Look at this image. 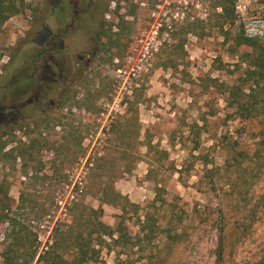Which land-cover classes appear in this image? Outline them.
<instances>
[{
    "label": "rangeland",
    "instance_id": "374dc122",
    "mask_svg": "<svg viewBox=\"0 0 264 264\" xmlns=\"http://www.w3.org/2000/svg\"><path fill=\"white\" fill-rule=\"evenodd\" d=\"M76 1L60 22L52 15L56 0H24L23 12L0 28V145L6 143L0 151V211L9 209L17 228H25L27 248L19 249L23 255L19 264L39 245L31 263L36 264L55 230L70 222L77 203L97 209L95 194L99 193L94 184L110 180L116 191L141 207L159 194L183 219L188 237L169 249L162 235L132 249L103 248L88 264H252L259 260L264 256V169L245 195L247 209L256 207L255 218H246L248 212H241L244 203L234 200L229 186L222 185L232 142L239 140L236 148L251 153L258 147L261 126L256 121L246 123L243 130L238 123L226 121L222 97L212 87V79L232 83L237 77L232 41L226 42L215 24L221 0H207L177 21L153 14L155 0H90L91 6L89 0ZM238 3L246 5L249 16H264L262 0H234V26L223 25L224 31L236 32ZM98 7L106 11L101 38L96 36L97 16L89 14ZM194 22L196 28L184 33L183 28ZM58 29L67 31L61 35L63 45L47 52L46 43ZM47 63L63 75L53 95L37 100L38 83L45 86L40 80L49 78L41 73ZM34 65L38 72L32 87L20 88L24 96L17 97L14 87L19 77L30 75ZM20 86H25L23 79ZM60 98H66L59 112L63 126L53 127ZM8 105L20 111H4ZM127 109L138 120L140 141L154 146L149 156L145 146H136L138 150L129 146L126 136L115 140L112 131L125 124L121 117ZM194 122L205 123L195 135L188 132ZM38 139L43 147L37 150L36 143L25 154L23 144ZM98 146L105 151L111 147V153L96 155ZM10 151L12 156H5ZM212 168H217L214 176L207 173ZM22 193L27 199L23 205ZM18 206L25 209L20 212ZM102 208L101 221L114 227L119 209L107 204ZM219 208L225 211L222 218ZM165 209L157 204L151 210L162 225L170 215ZM241 223L249 227L242 237L235 228ZM6 233L10 227L1 224L0 251ZM220 238L223 258L217 260ZM118 251L123 254L118 256ZM0 264H4L1 254Z\"/></svg>",
    "mask_w": 264,
    "mask_h": 264
},
{
    "label": "trees",
    "instance_id": "16d2710c",
    "mask_svg": "<svg viewBox=\"0 0 264 264\" xmlns=\"http://www.w3.org/2000/svg\"><path fill=\"white\" fill-rule=\"evenodd\" d=\"M80 2L87 3L88 0H79ZM264 2V0H262ZM57 6L62 7L66 13H71L72 8L77 4L76 0H56L54 3ZM221 8V13H216L215 24L220 27L223 32L222 36L225 41H232L233 54L236 57V62L233 65L236 69L237 77L232 83H222L217 79H212V87L218 91L224 102L225 120L234 121L239 124L241 129L245 130L246 123L257 122L261 126V130L258 136L260 141L256 143L258 146L251 153L246 150H239L236 147L239 145L238 141H233L232 144V156L227 159L224 163V171L226 175L222 181V185L229 186L230 195L234 197L238 203L243 202V208L241 212L246 214V218H255L256 207L247 209L248 201L245 200V195L250 189L255 186L256 178L259 173L264 169V42L262 40H250L245 38L242 26L239 24L235 33H231L229 30L224 31L223 25H227L230 28L234 26L235 17L233 14L234 0H221L218 3ZM54 5V6H55ZM25 7L24 0H0V28L5 22L17 15L22 13ZM84 8V7H83ZM82 10V9H81ZM85 10V9H84ZM91 12V11H90ZM89 12V13H90ZM106 11L101 8H97L92 13V16H97L95 20L98 23V30L96 36L102 37L105 33L103 32L106 26L103 21V17ZM196 22L187 24L183 31L184 33H190L193 28H196ZM119 26V25H117ZM104 45H102L103 47ZM229 66V65H228ZM231 66V65H230ZM232 73V71H230ZM31 76V75H27ZM30 79H25V87L31 85ZM56 88V85L50 87L48 90ZM66 98H60V105L57 108L58 117L52 120L53 127L63 126L60 124L59 112L61 113L65 107ZM84 104L88 100L87 95L85 96ZM63 102V103H62ZM132 105L131 103H129ZM73 105V104H72ZM69 107V111H71ZM82 108V106H81ZM85 109V105H84ZM90 110V109H86ZM124 121V125L119 126L114 133L115 140L122 139V136H126L129 146H140L146 147V156L153 153L154 146L151 141H140V125L137 123L136 116L133 115L131 109H127L125 115L121 117ZM49 123V120H47ZM132 126L130 130L127 128ZM199 126L196 122L189 126L188 132L190 134H198V131L205 128ZM70 128H73L70 126ZM37 143V144H36ZM3 145H0V151H2ZM35 144L37 150H40L42 140L32 141L28 145L23 144L22 149L25 154H29L34 148ZM67 145V144H66ZM130 147H127V150ZM138 150V148H136ZM98 146L95 148L94 153L96 155L103 152L104 155L111 153V147L108 150ZM12 152L5 153V156H12ZM166 156V153H164ZM135 158H140L139 152L136 151ZM19 157V155H18ZM103 157V156H102ZM17 155H14V159ZM2 157L0 158L1 162ZM89 163V162H88ZM89 165V164H88ZM232 168V169H231ZM217 168L207 169V173L214 176ZM98 176V175H95ZM97 192L95 196L99 202L97 209L88 207L83 202L77 203L76 208L72 209L71 220L61 230H55L51 236V242L48 244L47 249L41 252L38 256L36 264H88L94 262L101 250L107 248H120L122 250L132 249L139 247L144 240L155 239L157 236L162 235L165 240V247L167 249L174 247L180 243L185 242L188 237L184 230V221L179 216L174 215L172 205L161 199V196L156 193V197L151 202L145 203L143 207L139 204L132 203L126 196L115 190L112 184V180L102 183L94 184ZM212 188L213 182L211 181ZM159 190L160 188L157 187ZM243 200V201H242ZM21 205L25 204L27 199L23 193L20 196ZM107 204L117 207L120 214L117 215V222L114 227L108 226L101 221L103 216L102 205ZM157 204L160 206H166L165 211L170 214L165 217L163 222L156 218L152 213V209H156ZM25 207H19L18 210L23 211ZM142 211V216L140 215ZM9 209H2L0 211V225L7 223L10 227V233L5 234L3 241V248L0 251L2 261L4 264H19L18 260L21 258L19 249L25 251L27 246V235L25 234V228L23 225L18 226L16 217L9 215ZM219 217L222 218L225 214L223 208L218 210ZM23 214V213H21ZM244 219V218H242ZM136 228V229H135ZM236 230H240V236H245L249 227L241 225L235 226ZM23 231V233L21 232ZM223 229L220 230L223 234ZM39 245L33 248V251L29 255V259L25 260L22 264H31L37 255ZM223 244L222 238L219 239V244L216 250L217 260L223 258ZM123 254V251H118V256ZM122 262H125L122 260ZM126 263V262H125ZM264 256L259 260H254L252 264H263Z\"/></svg>",
    "mask_w": 264,
    "mask_h": 264
},
{
    "label": "built area",
    "instance_id": "2783aa9c",
    "mask_svg": "<svg viewBox=\"0 0 264 264\" xmlns=\"http://www.w3.org/2000/svg\"><path fill=\"white\" fill-rule=\"evenodd\" d=\"M207 0H155L153 14L172 20H182L192 11L199 8ZM236 16L245 38L250 40H264V16H249L247 7L243 3L235 6ZM154 16V15H153ZM158 26H161L158 24ZM159 28V27H158ZM158 28L156 30H158Z\"/></svg>",
    "mask_w": 264,
    "mask_h": 264
},
{
    "label": "flooded vegetation",
    "instance_id": "af4514ba",
    "mask_svg": "<svg viewBox=\"0 0 264 264\" xmlns=\"http://www.w3.org/2000/svg\"><path fill=\"white\" fill-rule=\"evenodd\" d=\"M89 2H90V0H89ZM91 2H90V4H89V6H91ZM53 16H55L56 18H58V20L60 21V22H62L64 19H65V17L67 16V13L65 12V10L62 8V7H60V6H57V5H55L54 6V8H53ZM85 11V10H84ZM92 12V11H91ZM89 13V14H91L90 16H92V13ZM81 13H83V12H81ZM74 20V19H73ZM73 25V24H72ZM70 27H72L71 26V23H70V25H69ZM66 29H68V28H66ZM66 30H62V29H58L57 30V32L56 33H53V36L51 37V39H50V41H48L47 43H46V46H48L47 48H49V49H47V52H49V51H52V52H55L56 51V49H54V47H56V46H58V45H63V37L61 38V35L62 36H65L66 35ZM58 42V43H57ZM63 49V48H62ZM62 49H57V50H62ZM51 56V55H50ZM64 61H65V59H63ZM38 62V61H37ZM54 64V63H53ZM55 67V65H50V64H45V66L42 68V71H41V73H47V75H49V78L48 77H45V78H41V80L40 81H42V82H44L46 85V89L44 88L45 86L43 85V84H41V82H39L38 83V85H37V89L41 92V93H39L38 94V96L36 97V99L38 100L40 97L41 98H45V96L47 95V96H49V94L50 95H53L54 94V92H55V88H52L51 90H48L50 87H53V85H55L56 83H58L59 81H60V79L62 78V75H63V73H62V71H58V69H57V71L55 70V69H53ZM55 71V72H54ZM36 72H38V67H35V65L33 66V68H32V72H31V76H21V77H19V81H18V87L16 86V89H15V87H14V92L15 93H17V92H19V90H20V88H26V89H29V88H31L32 87V81H31V85L30 86H27V87H25V86H20V81L23 79V80H25V79H30V80H33V78H34V74L36 73ZM58 76V77H57ZM59 78V79H58ZM42 90H45V92H43ZM42 92L44 93V94H42ZM20 96H24V92H19L18 94H17V97H20ZM28 105V102H27V104H23V105H21V107H25V106H27ZM3 110L5 111H8L9 113H11V111L12 110H16V112L18 113L20 110L18 109V108H16L15 106H12V105H8V106H6V107H4L3 108Z\"/></svg>",
    "mask_w": 264,
    "mask_h": 264
}]
</instances>
